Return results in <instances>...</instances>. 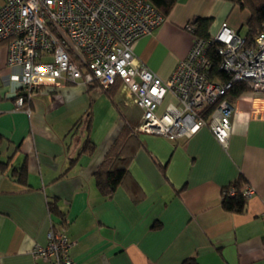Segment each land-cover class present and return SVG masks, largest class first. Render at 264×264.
Wrapping results in <instances>:
<instances>
[{
    "label": "crops",
    "instance_id": "0c3cea01",
    "mask_svg": "<svg viewBox=\"0 0 264 264\" xmlns=\"http://www.w3.org/2000/svg\"><path fill=\"white\" fill-rule=\"evenodd\" d=\"M248 17L225 0H177L164 22L134 43L133 54L164 81L193 44L184 29L190 20L211 19V37L223 24L241 36ZM11 73L0 44V161L9 159L0 173V264H50L32 252L48 243L53 199L69 220L73 264H264V93L250 90L231 104L226 146L208 126L177 141L136 133L140 144L128 167L143 194L136 203L121 187L102 196L94 180L124 124L141 122L121 83L107 91L46 86L18 108L23 91L8 82ZM173 102L168 95L163 108ZM87 137L94 152L79 154ZM23 166L25 185L10 176ZM240 177L252 195L243 213L225 212L222 194L233 193Z\"/></svg>",
    "mask_w": 264,
    "mask_h": 264
},
{
    "label": "built area",
    "instance_id": "2783aa9c",
    "mask_svg": "<svg viewBox=\"0 0 264 264\" xmlns=\"http://www.w3.org/2000/svg\"><path fill=\"white\" fill-rule=\"evenodd\" d=\"M163 22L149 0H4L0 44L6 46V65L12 70L8 82L23 91L16 96V107H26L46 86L83 83L106 90L119 81L142 113L137 132L177 141L208 126L226 146L232 111L226 92L244 82L251 91L264 93V31L246 45L223 24L209 41L194 39L163 81L133 54L134 43ZM212 42L218 44L219 69L229 76L226 83L209 78L206 51ZM168 95L174 102L163 108ZM213 105L205 119L204 112ZM243 195L249 198L252 190L243 188ZM66 235L65 229L50 230L47 245L35 247L33 257L73 264Z\"/></svg>",
    "mask_w": 264,
    "mask_h": 264
},
{
    "label": "trees",
    "instance_id": "16d2710c",
    "mask_svg": "<svg viewBox=\"0 0 264 264\" xmlns=\"http://www.w3.org/2000/svg\"><path fill=\"white\" fill-rule=\"evenodd\" d=\"M151 4L157 9L161 16L166 19L172 11L177 0H149ZM231 2L234 6H238L248 13V20L245 24L246 33L243 37L245 44L249 45L254 42L258 34L264 31V0H225ZM187 26H191L192 30L189 32L195 40L209 41L211 36L209 29L211 26V19L208 18H194L190 20ZM241 37V36H240ZM218 44L212 42L206 51V55L211 61V69L209 78L216 80L219 83H226L229 76L219 69L220 57L217 54ZM120 84L119 81L115 83ZM114 84V85H115ZM108 89L104 90L107 91ZM250 91L248 85L244 82L234 83L231 88L226 92L225 99L232 104L240 95ZM209 106L204 112L203 117L208 119V116L214 109ZM135 128H131L124 124L106 154L104 155L101 163L94 172L95 186L102 196L110 197L116 189L123 188L126 190L133 202H139L142 199V192L136 185L134 180L129 174L128 167L132 158L139 146ZM2 143V136L0 135V144ZM92 154L94 152V145L87 137L84 141L80 153ZM73 164V162H71ZM70 163V165H71ZM9 165L7 161H0V173H4ZM18 184H26V171L24 166L20 169H11L10 175ZM244 179L241 177L233 186V193L226 190L221 197V208L228 213L239 214L243 213L246 207L247 198L243 195ZM48 214L50 217V230L61 231L69 226V220L63 211H61L56 200L48 201L47 203ZM183 264H198L193 259H186Z\"/></svg>",
    "mask_w": 264,
    "mask_h": 264
},
{
    "label": "rangeland",
    "instance_id": "374dc122",
    "mask_svg": "<svg viewBox=\"0 0 264 264\" xmlns=\"http://www.w3.org/2000/svg\"><path fill=\"white\" fill-rule=\"evenodd\" d=\"M246 33V26L243 27V29H241V36L244 37Z\"/></svg>",
    "mask_w": 264,
    "mask_h": 264
}]
</instances>
